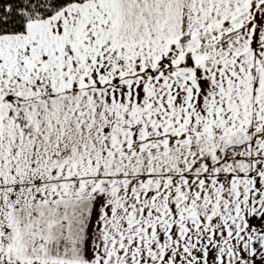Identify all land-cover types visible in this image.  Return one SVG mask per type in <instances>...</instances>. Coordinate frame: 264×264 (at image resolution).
I'll list each match as a JSON object with an SVG mask.
<instances>
[{
    "label": "snow or ice",
    "instance_id": "obj_1",
    "mask_svg": "<svg viewBox=\"0 0 264 264\" xmlns=\"http://www.w3.org/2000/svg\"><path fill=\"white\" fill-rule=\"evenodd\" d=\"M0 264H264V0H0Z\"/></svg>",
    "mask_w": 264,
    "mask_h": 264
}]
</instances>
